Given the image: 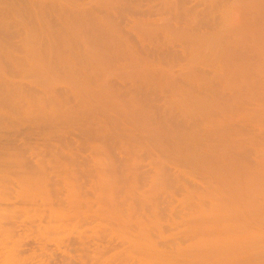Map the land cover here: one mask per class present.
I'll use <instances>...</instances> for the list:
<instances>
[{
	"label": "bare ground",
	"instance_id": "obj_1",
	"mask_svg": "<svg viewBox=\"0 0 264 264\" xmlns=\"http://www.w3.org/2000/svg\"><path fill=\"white\" fill-rule=\"evenodd\" d=\"M117 2L116 0L115 3ZM162 2V6H158L160 3L157 0H145L144 3L143 0H136L135 4H132V0H127L125 13L140 14L141 22L139 17H133L131 23L126 25L122 23L116 8H113V12L108 10L114 31L121 32L119 34L128 38L137 26L145 24L141 27H146L156 24L154 22L159 18L161 20L159 16L154 18V22H150V16L164 14L166 11V15H169L170 10L176 15L173 18L179 19L182 17L179 12L184 10L185 18L182 19L189 20L188 27L193 29L198 24L200 26V22H211L209 15L216 21L217 17L213 15L219 6L217 4H221L217 0H211L207 6L199 9L200 3L197 0ZM115 3L112 5L118 6ZM180 3L182 7L184 5V9L178 11ZM5 4L11 6L10 9L0 7V42L2 38L6 40V44L0 43V197L2 200V195L14 193L18 200L21 196L32 198L37 207L35 206L32 216L33 222L20 220L22 215L15 210L9 214L0 211V264H264V198L258 202V197L256 201L259 189L256 191L255 188L256 195L252 191L248 195V189L246 192L242 189L246 195L241 191L239 195H233L237 193L234 192L231 196L224 192L215 194L221 199L220 203L217 199L216 204L212 201L211 194L208 196L212 198L211 206L204 207L201 199V208L196 207L192 211L194 215L189 212V208L185 212L184 205L181 220L171 223L162 220L165 211L161 208L163 202L161 197L159 199L162 196L159 192L179 189L178 185L170 189L173 183L176 185L177 182L181 185V190L188 191L182 194V204L187 203L184 197L193 198L194 195L198 197L203 194L207 197L205 192H199L202 191V186L203 190H208L209 187L204 188V180L197 178L202 172L197 171L200 166L197 167L199 163L196 158L200 154L198 156V146L197 149H192L196 146L193 141L199 140L197 142L202 155L201 142L205 143L206 137L214 131L217 133L221 127H230L236 121L241 125L238 123L240 118L235 116L230 119L228 114H217L220 118L223 116L228 121L232 120L230 126H227L228 121L221 123L217 115L210 112L206 114L210 115L209 118H205L211 123L214 121L215 124H221L213 127V132L208 125L204 126L210 130H201L199 136L192 134L194 137H189L191 130L190 135L186 132V136L179 134V138L175 135L172 137L174 131L169 139V135L164 138L168 134L164 133L167 128L165 131L161 129L165 135L157 128L156 132H153L155 128L152 132L147 128L140 130L144 124L141 126L138 118L137 121L134 120L133 108L137 110L134 112L136 116L139 115L143 121L153 117V114L159 116L162 113L160 117H166L163 111L155 109L159 112L156 113L154 108H150L161 107L155 103L156 98L152 97L154 95L146 94L144 101L143 95H140L139 102L136 101L137 96L134 97L135 100L130 97L133 88L126 82L130 77L127 70H120L114 75L113 64L111 70L106 66L103 69L104 64L96 65L99 69L102 68L100 74L95 71L98 69L93 67L95 64H82L88 70L81 69V64L80 68L79 64H46V67L38 64V68L34 67L35 64H18L15 55L5 54L7 50L10 53L17 47L13 38L19 29L15 31L11 28L23 25L10 18L11 13L16 16L18 14L15 1L0 0L1 6ZM97 10L93 7L87 12L91 16ZM199 10L205 11V22L202 21L200 14H203ZM172 12L170 13L173 14ZM141 15L149 19L143 21ZM89 18L93 21L96 16ZM163 23L166 29L171 28V22ZM138 39L144 40L142 35H138ZM123 47L125 51L131 49L133 53L135 45L128 41ZM114 78L120 81L119 85V81H113ZM138 87L134 88L139 89ZM122 94H128L127 98L118 99ZM141 101L145 102L146 110ZM140 107L144 109L141 110ZM168 114L169 112L165 115L168 116L167 120L169 116H172L171 119L184 116L183 113H178L177 116L173 114V118L172 113ZM185 115H189V118L195 116ZM151 121L150 119L149 122ZM235 126H231L232 129ZM236 128L231 132L233 139L244 132V129ZM213 139L214 145L217 144L215 147H218L220 140L225 137L220 135ZM207 140V146L203 143L202 149L207 150L206 147L213 144ZM182 143L190 148L180 147ZM239 143L240 141L236 145ZM222 146L224 148L223 144L219 147L221 150ZM205 156L209 157L206 153ZM189 165H196L198 169ZM185 166L186 169L188 166L192 168V171L185 172ZM203 168L199 171L205 170L206 173ZM220 178L216 177L214 181L231 180L228 177ZM205 179L208 181L210 176ZM89 191L91 195L94 192L101 210L97 206V210L91 207L90 211V204L95 205V197ZM170 196L177 197L174 193ZM102 197L104 202L100 201ZM105 197L110 202L107 201L109 204L106 202V207H103ZM134 197H137V202L141 205V212L136 210L137 202ZM230 197L238 200H224ZM244 198L248 203L252 198L253 202L250 201L247 205ZM82 199H85L82 205L85 204L86 208L79 203ZM240 200H243L245 206L239 204ZM76 202V205H70ZM49 203L56 204L51 206V211L46 210V207L49 209ZM65 204H69L71 212L65 211L69 209ZM75 206L77 209H74ZM22 209L26 211L25 207H21ZM174 209L172 207L167 212L168 215L172 216ZM7 216L9 220H6Z\"/></svg>",
	"mask_w": 264,
	"mask_h": 264
},
{
	"label": "rangeland",
	"instance_id": "obj_2",
	"mask_svg": "<svg viewBox=\"0 0 264 264\" xmlns=\"http://www.w3.org/2000/svg\"><path fill=\"white\" fill-rule=\"evenodd\" d=\"M5 1H15V5L17 7L16 11L18 14L16 16L11 13L10 18L16 23H23V25L11 28L15 31L19 29L18 33L13 38V41L16 43L17 47L15 49H12L10 53L8 50L5 53L7 55H15L17 57L16 62L18 64H35L34 67L38 68V64H41L42 66L44 64L45 67L46 64L48 66L55 64H64V66L65 64H69L70 66H74V64H79V68L80 64H83L84 66L88 64H95V66L93 67L95 69L98 68L95 71H98L99 74L100 72H102V68L99 69V66L101 64L102 66L104 64L103 69L106 66L107 68L109 67V70H111V64H113L112 69L114 72L112 73L114 75L118 74L120 70H127L130 73V77L126 79V82L128 85H131V87L136 91V93H134V90L132 89L133 91L131 90L130 92L132 93V96H130V94V97L134 98L135 96H137L139 98L141 97L140 95H143V100L146 94L147 96L152 94L154 96H151L153 98H156L155 103L157 104V106H161H159L161 110L158 107H150V105L148 107L152 109L154 108L153 110L157 109L159 112L163 111V115H167V112H169V114L172 113V115L176 114L175 116H177L178 113L184 114V116L182 117L179 116L180 120L177 117L179 121L177 120V118L171 119L172 116H169L170 120H167L168 116L165 115L164 117L166 118L164 119L163 117H160L162 116V113L159 116L158 114H156V116L155 114H153L154 116L150 117V119L155 122L153 123L152 121L149 122V118V120L146 119L145 121H143L141 118H139V115L136 116L134 112H137V110L133 108V115H135L134 120L138 118L140 119L139 122L142 123L141 126L144 124L142 128L140 127V130H146L147 128L149 132H152V130L155 128L153 132H156V128L160 131H165L166 128L167 131L172 128V132H164L168 133L166 136H164V138H167L169 135V137L167 138L169 139L174 131L175 134H173L172 137H174L175 135L179 138V134H183L184 136H186V134H184L186 132L188 133V135H190V132L192 131L193 133L191 132V135L189 136L191 137L195 133L196 134L194 136L201 134V130L204 132L211 129L213 132V129L217 127L219 122L215 124V122L212 121L211 123L209 119L205 118L208 116L206 114L210 112H212V114L214 113L215 116L217 114H228L227 117H230V119L235 116H237L235 118H240L238 120V123L241 125H238L236 121L231 126H235L237 124V126L233 127V129L237 127L236 129H244V132L241 136H236V138L233 139L231 137V132L233 131V129L230 126L232 120L229 119L230 121H228L225 119V117L222 118V116L220 118V116L217 115V119H220L221 123L228 121L227 124L229 125H226L230 127H226L224 124H222L223 126H225V128L222 129L221 127L220 130L218 129L219 131H217L218 134L214 131L210 134L209 137L206 138L213 143V141L215 140L213 139V137L217 138V136L220 135L224 136L225 139H219L224 145V148L223 146L221 147L223 148V150L219 148L222 145L220 142L218 147H215L217 144L214 145V143L212 145L208 144L209 146L206 147L207 139H204L206 143V146L204 145V147L208 149H202V145L204 142L200 141L202 143L201 155V153L199 152V140L193 141V143H196V146L194 145L195 147L192 149H197L198 146V156L200 154V157H198L196 153V156L199 158H196V162L199 163L197 167L200 166L199 170L204 167L203 169H206L208 173L206 172V174L205 170H197L198 168L196 167V165L191 166L197 168L193 169L194 171L197 170L200 173L202 172V174L197 175V178L201 177L200 180H204V188L206 186H208L209 188L208 190H203L202 186V191L199 190V192H205V196L207 197H204V194L199 195L198 197H194V195L193 198L184 197L185 200H187V203L182 204V202H184L182 194L188 191L184 189L181 190V185L177 184V182L176 185L173 183V186L171 185L170 189L175 186H179V189H172L169 191L164 190L159 192L160 194H162V196H159V199L161 197L163 202L161 208H164L165 211L162 217V220L164 222L171 223L174 220H181L182 217L180 214L181 212H184L181 211L184 205L186 208L185 212L186 210L188 211V208L190 210L189 212L194 211L198 206H200L199 208H201V199H203L202 202L204 203V207L207 208L208 205L211 206L212 201L215 203L216 200L219 199L214 195L222 194L223 192L224 194L227 193L228 196L230 193L231 196V193L233 194L234 192H237L233 195H239L240 191L244 192L242 191V189H244L245 192L248 189V195L252 192L253 195H256L254 194V192L256 193L257 189H259V193L257 191L256 201L258 200V197L260 198L258 202L263 200L264 0H217L219 3L221 2V4H217L216 2V4L220 6V8L218 6L217 11L214 9L216 13L212 10L213 13H215V15L213 16L217 17L216 21L214 20L215 18L213 19L209 15V21L211 22H205L206 20L204 19H206V17L203 18V16H206V14H203V12L205 11L202 12L199 10L203 14L202 16L200 14V17L205 23L200 22V26L198 24V26L193 27V29L188 27L190 24L188 20L189 17L188 19L186 18L188 21L182 19L185 18L183 17L184 10H181L184 9V5L182 7V3H180L181 8H179L178 6L177 9L178 11L179 9L181 10V12H179L180 17L182 16L181 19L173 18L176 15H174L175 13H173L171 10L170 12H172L173 14L169 12V15H166L168 14V11H166L164 14L152 15L154 17L150 16V19L145 18V15H141L143 21L149 19L148 21L154 22V18H157L159 16L161 17V20L159 18L155 20L154 23L156 24L146 25V27H141L145 26V24L137 26L135 28L136 30H133L132 33L130 32L131 35L129 33L130 36H128V38L119 34L121 32L117 31L118 33H116L114 31L115 29L112 26L110 17L108 16L109 13L107 12L108 10L110 12H113V8H116L118 15H120V18L122 19V23L124 25H126L128 22L131 23L130 21L131 19H134L133 17H139L138 20L139 22H141L140 14L131 13L132 15H128L125 13V7L128 5L127 0H117V3H115L116 0ZM129 1L130 0H128V2ZM144 1L145 0H143V3ZM157 1L159 3H163V0ZM209 1L211 0H197V2L200 3V6L198 5L199 9L200 7L203 8L207 6L209 4ZM113 3L118 6L114 5V7L112 5ZM135 3L136 0H132V4ZM161 3L158 6H162ZM216 4L215 7L217 6ZM9 6L11 5H0L1 8H9ZM93 7L97 8L98 10L95 12V14L91 15L92 19L94 16H96V18H94L92 21L89 18L91 17L90 12L88 14L87 10L89 11V9ZM128 7H130V5ZM206 9V12H208V7H206ZM218 9H220V11H218ZM210 14L212 15L211 11ZM162 20L171 22V28L166 29L164 27V21ZM174 23L176 26H174ZM24 26L26 27V29ZM138 35H142L144 40L140 41L138 39ZM128 41H131L135 45L133 53L131 52V49V51L124 50L125 48L123 46ZM0 43L2 45L6 44V40L2 38ZM98 64L99 66L96 67V65ZM83 65L81 69H89L86 68L87 66L83 67ZM34 67L32 66L33 69ZM109 72L110 74H112L111 71ZM116 78H114L113 81L117 80L118 82L119 80ZM119 83L120 81L117 84L119 85ZM133 85L136 88L137 86H139V89L134 88ZM127 95L122 94V96H119L118 99H125L127 98ZM138 98L136 99V101L139 102L141 98ZM143 104L144 105L142 106H144L145 108V102H143ZM146 104H148V102H146ZM113 107L115 106L113 105ZM144 108H141V110ZM158 111L156 112L155 110L156 113H159ZM185 113L190 115L192 114L193 116L195 114L196 117L190 116L189 118V115L187 116L185 115ZM175 116L173 115V118H175ZM185 118H188V120L183 121V119ZM211 120L213 119L211 118ZM213 124H215V126ZM207 125L210 129H205L204 126L207 127ZM138 126L140 125H137V127ZM203 127L205 130H203ZM164 133L163 135H165ZM183 135L180 136L184 137ZM238 141H240V143L236 145ZM185 144L182 143V146L180 147H186ZM209 147L210 151H208ZM217 148H219V150H217ZM205 153L206 155H209V157L205 156ZM204 157H206V159ZM189 166L188 169H186V166L183 167L185 172L192 171V168H190L191 166ZM203 171L205 174L203 173ZM162 176L163 175H161L160 177L162 178ZM204 176L205 178H207V176H210L211 180L209 179L208 181H206ZM213 177L215 179L216 177H221L220 179L228 177V179L231 178V180L225 182L223 180L214 181ZM236 178L238 179L236 180ZM242 178L243 180H241ZM257 179L259 180L256 181ZM239 188H241V190H239ZM52 192L55 193V191L53 190ZM90 192L91 191H89L88 193ZM245 192L244 195H246ZM171 193H174V196L177 197L173 196L174 198H172V196H170ZM13 194L14 193L6 194L7 196L2 195V200L0 197V211H5L7 214H9L10 212L15 210L22 215V218L20 217V220L24 219L28 220V222L29 220L30 222H33L34 217L32 218V216H34V211L37 207L36 203L34 204L33 202L34 200H32V198H28V200L25 196H21L22 199L21 197H19L18 200L17 197ZM93 194L94 192L92 193V195L90 193L91 196H94ZM210 195L212 196L213 200L211 197H208ZM214 197H216V199H214ZM93 199L94 198L92 197V200ZM103 199L104 197H102L100 201H102ZM135 199L137 202V197H134V201ZM180 199L182 200L181 202ZM84 200L85 199H82L79 203L82 205L83 203H85ZM86 200H88V196ZM220 200L221 199H219L217 202L220 203ZM224 200L234 201L238 199H236V197H230V199L227 200L224 198ZM107 201H109V199L106 198L103 207H106ZM197 201L199 202V204ZM240 201L239 204L241 206H245L243 203L247 201ZM250 201L253 202L252 198ZM109 202L107 203L109 204ZM97 203L98 201L95 197V205L92 206V204H90L89 209L92 207L95 210H97L98 208V210H101L99 204ZM249 203L247 202L246 204L248 205ZM76 204L77 202L70 203V205L72 206ZM53 205L56 206V204ZM53 205L49 203V209H47L46 207V210L51 211V206L54 207ZM65 205L66 207L69 206V204ZM65 205L63 206L64 209ZM45 206L47 205L45 204ZM78 206L79 205H77V207ZM140 206V203L137 202L136 210H139L141 212ZM21 207H25L26 211L22 209L24 211L23 212L21 210ZM77 207L75 206L74 209H77ZM86 207L87 206H85V208ZM172 207H174L175 209L174 213L172 211V216H170L167 212H170V209H172ZM65 211L71 212L70 208ZM135 213L136 211L134 212V214ZM9 219L10 218H8L7 216L6 220ZM6 222L5 224H7ZM10 222L12 221L10 220ZM29 225H31V223ZM35 226L36 224H34V227ZM168 231L171 232V230Z\"/></svg>",
	"mask_w": 264,
	"mask_h": 264
}]
</instances>
